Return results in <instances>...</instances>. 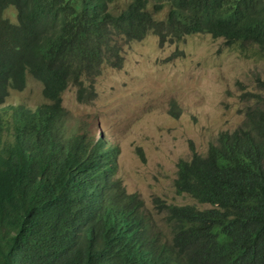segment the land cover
I'll return each instance as SVG.
<instances>
[{
  "label": "trees",
  "instance_id": "1",
  "mask_svg": "<svg viewBox=\"0 0 264 264\" xmlns=\"http://www.w3.org/2000/svg\"><path fill=\"white\" fill-rule=\"evenodd\" d=\"M199 34L264 57V0H0V107L28 75L47 100L0 111V264H264V80L239 128L178 163L176 193L210 208L156 199L170 238L116 178L119 149L63 106L71 86L92 103L125 44Z\"/></svg>",
  "mask_w": 264,
  "mask_h": 264
},
{
  "label": "rangeland",
  "instance_id": "2",
  "mask_svg": "<svg viewBox=\"0 0 264 264\" xmlns=\"http://www.w3.org/2000/svg\"><path fill=\"white\" fill-rule=\"evenodd\" d=\"M5 16L16 22L12 11ZM174 54L177 57L168 61ZM123 56L121 70L104 68L92 103L80 104L77 88L71 86L64 93L63 106L70 125L85 122L94 138L102 137L119 149L116 178L129 194H138L144 201L156 232L170 238L156 199L170 205L210 208L176 193L178 163L191 159V143L205 155L222 132L240 127L244 121L241 111L248 104L242 95L258 92V78L264 80V57L254 46L243 51L207 34L163 48L150 35L144 41L125 44ZM44 103L42 83L28 75L26 88L11 90L0 111L16 105L36 109ZM173 107L181 110L179 118L171 115ZM140 148L146 162L139 156Z\"/></svg>",
  "mask_w": 264,
  "mask_h": 264
}]
</instances>
